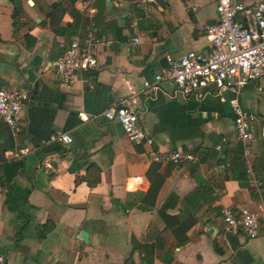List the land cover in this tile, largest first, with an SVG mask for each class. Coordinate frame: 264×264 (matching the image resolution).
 <instances>
[{"label": "crops", "instance_id": "1", "mask_svg": "<svg viewBox=\"0 0 264 264\" xmlns=\"http://www.w3.org/2000/svg\"><path fill=\"white\" fill-rule=\"evenodd\" d=\"M16 2L14 23L11 0H0V87L25 96L20 132L12 134L0 120V254L6 261L264 264V229L256 239L223 231L222 207L264 209V183L253 181L264 182L262 127L253 142L254 178L231 179L219 168L239 145L229 92L196 100L162 81L159 89L140 95L139 123L153 139L149 147L133 145L117 123L102 117L129 95L128 86L139 91L143 81L166 70L168 59L211 52L200 28L217 23L216 1ZM53 4L63 8L49 17ZM87 33L105 38L96 71L71 85L59 83L54 62ZM238 100L264 117V80L245 87ZM80 111L87 122L80 121ZM57 132L69 133L72 143L52 140ZM178 151L193 155L198 181L185 162L150 159L151 152ZM150 170L164 182L154 206L144 208ZM80 232L88 234L86 242Z\"/></svg>", "mask_w": 264, "mask_h": 264}, {"label": "built area", "instance_id": "2", "mask_svg": "<svg viewBox=\"0 0 264 264\" xmlns=\"http://www.w3.org/2000/svg\"><path fill=\"white\" fill-rule=\"evenodd\" d=\"M217 23L203 26L200 31L209 40L211 52L202 55L189 51L175 61L168 59L169 67L155 75L153 81H143L142 88L137 91L128 86L129 95L111 105L102 113L108 123H117L127 139L135 146L149 147L153 139L148 136L139 123L143 109L140 95L146 96L159 89L162 81L170 82L174 93L202 100L208 94L221 96L229 92L233 97L228 104L233 113L234 130L239 142L246 167V175L254 178L253 160L255 153L253 142L257 128L262 127L264 138V117L245 109L238 96L249 84L264 80V0H254L252 5H244L234 0H215ZM103 36L93 33L79 36L64 49L63 54L54 62L57 80L63 85H71L82 75L96 71L98 66V48L104 42ZM139 43V38L133 40ZM90 89L94 88L90 84ZM25 96L17 89L0 87V120L12 134L21 130L22 112ZM78 117L85 123L89 119L80 111ZM52 140L71 144L69 133L57 132ZM224 143V141H223ZM223 143L217 150L223 151ZM26 155L29 150L21 151ZM150 159L156 164L178 165L185 162L190 165L194 161L191 153L173 152L159 154L150 153ZM45 168L51 169L49 162ZM229 163H221L219 168L225 170ZM256 186L258 180H253ZM223 231L227 234H242L247 239H256L264 229V209L222 207L220 210ZM0 264L9 263L0 254Z\"/></svg>", "mask_w": 264, "mask_h": 264}, {"label": "trees", "instance_id": "3", "mask_svg": "<svg viewBox=\"0 0 264 264\" xmlns=\"http://www.w3.org/2000/svg\"><path fill=\"white\" fill-rule=\"evenodd\" d=\"M74 0H70V2H72ZM12 5L14 7V15H13V19H14V23H15V18L17 16L18 12V6L19 4L16 2V0H11ZM62 5L59 4H53L52 5V11L51 13H49V17H53L55 15V13L57 12H61L62 9ZM224 151V150H223ZM191 173L194 174V177L196 178V180L198 181L199 178L197 177V175H195L194 170L191 168L190 165V169ZM226 172L229 173L227 175L228 178L231 179H236L239 181H247V175H246V167H245V162H244V158L242 155V149L240 144L238 145V147L236 148L235 152L233 153V157L232 160L229 163V167L226 169ZM147 179L150 182V189L149 191L142 197V204L144 208H151L154 206L158 192L164 182V178L163 177H159L156 176L155 179L152 178V173L151 170L147 173ZM261 185H263V181H259ZM261 189V187H260ZM162 218H164L165 220L167 219H171V217L169 215H162ZM171 227V226H170Z\"/></svg>", "mask_w": 264, "mask_h": 264}, {"label": "water", "instance_id": "4", "mask_svg": "<svg viewBox=\"0 0 264 264\" xmlns=\"http://www.w3.org/2000/svg\"><path fill=\"white\" fill-rule=\"evenodd\" d=\"M164 60V59H163ZM79 236L82 240H84L85 242L88 240V234L86 232H80Z\"/></svg>", "mask_w": 264, "mask_h": 264}]
</instances>
